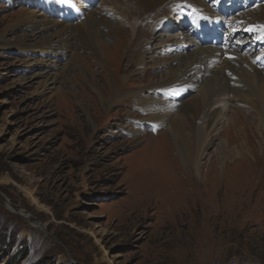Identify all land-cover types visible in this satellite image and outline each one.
<instances>
[{
	"label": "rangeland",
	"instance_id": "obj_1",
	"mask_svg": "<svg viewBox=\"0 0 264 264\" xmlns=\"http://www.w3.org/2000/svg\"><path fill=\"white\" fill-rule=\"evenodd\" d=\"M72 4L81 12L98 8L130 28L129 42L117 43L122 51L117 62L103 51L120 90L139 92L159 80L165 54L149 49L140 65L135 59L146 32L160 26L163 16L158 23L138 22L141 39L133 40L136 19L126 9L118 11L105 0ZM25 9L39 13L42 7L0 0V264H264V154L247 180L233 187L217 183L233 168L230 160L203 178L176 180L153 154L169 142L167 126L149 125L130 97L102 103L89 85L90 71L100 88L106 78L94 54L80 50L86 60H77L72 49L18 48V42L43 41L51 30L43 34L34 23H16ZM112 27L99 29L108 44L118 41ZM241 36L250 55L264 53V39ZM119 76L129 78L119 83ZM101 90L110 97L111 91ZM230 115L231 110L219 134L225 135ZM215 150L208 147L203 168L216 159Z\"/></svg>",
	"mask_w": 264,
	"mask_h": 264
},
{
	"label": "bare ground",
	"instance_id": "obj_2",
	"mask_svg": "<svg viewBox=\"0 0 264 264\" xmlns=\"http://www.w3.org/2000/svg\"><path fill=\"white\" fill-rule=\"evenodd\" d=\"M27 1L42 7V10L38 13L25 9L16 23H34L43 34L47 28L51 30L47 31L48 37L43 41L32 44L18 42V48H54L63 52L72 49L77 60H86V55L80 50L94 54L100 66L104 67L106 78H102L104 87L100 88L95 81V73L90 71L93 83L89 85L102 103L111 106L126 96L130 97L134 101L133 107H138L147 117L149 125L167 126L170 140L159 146L161 148H156L153 154L161 158L162 166L177 174L176 180L181 178L192 182L194 175L203 178L210 168L221 171L219 165L229 160L233 162V168L227 171L225 180L217 181L218 188L221 184L233 187L247 180L253 164L258 163L259 157L264 154V53L257 50L256 55H250L243 51L240 36L245 30L264 31V0H231L232 5L229 7H224L225 0H105L107 5L116 10L126 9L127 16L136 19L133 40H139L143 31L137 27L138 22L154 23L156 20L158 23L163 16L160 26L155 27L157 31L154 36L152 31L155 28L142 38L144 45L135 63L140 65L143 52L150 49L166 55L165 71L158 77L159 80L147 86L149 88L131 93H125L117 87V82L107 70L103 54L105 50L108 59L117 62L122 54L117 43L123 38L129 42V37H132L130 28L125 29L122 23L119 24L118 21L122 19H107L98 8L84 10L86 15L83 16V12L68 3V0ZM251 2L258 5L254 9L249 8ZM112 21L115 23L112 24ZM171 21L176 22L175 25ZM233 22L240 26L232 28ZM102 27H112L113 37L118 41L114 44L104 41L102 32L99 34ZM171 27L185 28V32L169 34ZM197 28L205 36L216 33L221 41L217 45L207 41L203 43L195 36ZM165 41L168 42L166 47L163 46ZM83 63L85 66L86 62ZM128 78L119 76L118 82L125 83ZM50 80H58L56 73H52ZM101 89L111 91L110 97H106ZM234 103H241L244 108ZM229 110L230 119L223 126L225 135L219 134L223 129L222 120ZM136 132H140L139 128ZM214 145L217 157L205 169L202 158L208 147ZM253 157L255 160L252 162L250 159ZM175 161L181 164L184 172L179 173ZM181 184L185 185L184 181Z\"/></svg>",
	"mask_w": 264,
	"mask_h": 264
},
{
	"label": "built area",
	"instance_id": "obj_3",
	"mask_svg": "<svg viewBox=\"0 0 264 264\" xmlns=\"http://www.w3.org/2000/svg\"><path fill=\"white\" fill-rule=\"evenodd\" d=\"M200 264H239V261L238 260H230V261H227V262H223L221 260H217V261H214V262L200 263ZM242 264H249V261H246L245 263L242 262Z\"/></svg>",
	"mask_w": 264,
	"mask_h": 264
}]
</instances>
